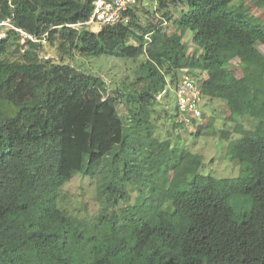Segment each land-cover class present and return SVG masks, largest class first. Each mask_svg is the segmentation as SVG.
<instances>
[{
	"label": "trees",
	"instance_id": "obj_1",
	"mask_svg": "<svg viewBox=\"0 0 264 264\" xmlns=\"http://www.w3.org/2000/svg\"><path fill=\"white\" fill-rule=\"evenodd\" d=\"M94 1L0 0V17L40 40L17 61L4 58L19 37L0 42V264H264V22L235 0H151L93 33ZM41 41L57 62L39 58ZM74 55L137 65L108 89ZM183 71L205 74L203 100L256 122L190 127L228 142L236 177L201 174L202 156L155 137L157 97ZM75 175L94 184L88 218L58 205Z\"/></svg>",
	"mask_w": 264,
	"mask_h": 264
},
{
	"label": "rangeland",
	"instance_id": "obj_2",
	"mask_svg": "<svg viewBox=\"0 0 264 264\" xmlns=\"http://www.w3.org/2000/svg\"><path fill=\"white\" fill-rule=\"evenodd\" d=\"M236 3L241 2L244 7H247L248 12L254 17L259 18L264 22V13L257 11L251 0H235ZM137 8L142 15L146 10L152 11L155 8V3L151 0H140ZM86 29L90 32L96 33L100 27L98 25L87 26ZM167 31H171V27L167 28ZM20 43V42H19ZM18 45L11 44L8 48L7 54L4 60L17 61L20 59L21 53L25 50V45L21 43ZM183 43L187 45L189 52L192 51L193 46L190 41V33L186 32L183 36ZM43 47L40 50L39 58L41 60H50L57 62L58 55L54 48L49 47L43 43ZM261 50H264L260 46ZM67 63L74 64V66H81V69L87 70L91 74H95L102 78L106 83L107 88L116 84L118 85L122 81H129L131 79V73L136 67L134 61L129 60H115L106 58L104 56L99 58H81L78 56H72L70 59L65 60ZM230 70L234 73L235 77L241 76V70L238 67V61L234 60L230 64ZM157 111L160 115V119L157 120L156 128L157 132L155 137L160 140H169L172 144L177 142L179 147L188 150L190 153L200 155L203 158V164L200 169V173L204 175H212L214 177H236L239 174V166L236 162L227 159L226 148L228 142L221 140L217 136H199L194 137L191 133V128H173L172 122L175 111V97L174 89L168 91L166 100H158ZM202 113L204 114L201 119L203 125L208 122L210 117L214 118V130L231 131L234 123L231 122V118L236 120L232 112L219 100H209L202 102ZM157 115V116H158ZM235 122L243 124L246 129H251L255 126L256 122L252 119H244L243 121L237 119ZM238 138L237 135H232L231 140ZM94 184L90 183L86 178L75 175L72 180L67 183L60 192V200L58 205L66 209L73 216L77 217H90L97 211V206L93 200ZM134 195H132L133 199ZM235 198L231 199V203H234Z\"/></svg>",
	"mask_w": 264,
	"mask_h": 264
},
{
	"label": "built area",
	"instance_id": "obj_3",
	"mask_svg": "<svg viewBox=\"0 0 264 264\" xmlns=\"http://www.w3.org/2000/svg\"><path fill=\"white\" fill-rule=\"evenodd\" d=\"M139 1L140 0H95L92 14L89 20L83 25H113L121 20L122 12L138 4ZM79 26L80 25H71L69 27L77 28ZM12 33L19 37V42L22 45H25L26 41H31L33 43L40 42L36 36L23 32L21 29L15 27L10 17H0V42L7 39ZM200 80L201 76L194 77L189 74H184L174 89L177 118L179 123L183 126H188L192 121L200 119L198 105L200 98L198 84Z\"/></svg>",
	"mask_w": 264,
	"mask_h": 264
},
{
	"label": "clouds",
	"instance_id": "obj_4",
	"mask_svg": "<svg viewBox=\"0 0 264 264\" xmlns=\"http://www.w3.org/2000/svg\"><path fill=\"white\" fill-rule=\"evenodd\" d=\"M140 2V1H139ZM92 26V25H91ZM85 27H87V26H85ZM99 27H101V26H99ZM78 28V27H77ZM41 42H43L44 43V41H41ZM184 74H189V75H192V76H194V77H198V76H201V80L199 81V84H198V87H199V91H200V84H201V82L203 81V79L205 78V74L203 73V72H189V71H183V72H181L180 73V75H179V78H178V81H177V83H176V85L173 87V86H167L166 87V90L165 91H163L162 92V94L160 95V96H158L157 97V99L159 100V99H161V96H163V95H165V94H167L168 95V91L170 90V89H175V87L177 86V84H178V82L180 81V79H181V77H182V75H184ZM174 97H175V94H174ZM175 101H176V97H175ZM202 102H203V99H202V97H201V91H200V98H199V110H200V119L199 120H194V121H192L191 122V124L190 125H188V126H183L182 124H180L179 123V121H178V118H177V108H176V103H175V111H174V113H175V122H177L178 124H180V127L182 128V127H184V128H190L192 125H193V123H198L199 121H201V119H202V116H203V113H202Z\"/></svg>",
	"mask_w": 264,
	"mask_h": 264
}]
</instances>
